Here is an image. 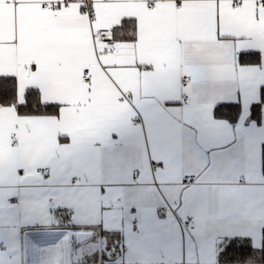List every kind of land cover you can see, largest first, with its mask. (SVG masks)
<instances>
[{
  "label": "snow or ice",
  "instance_id": "obj_1",
  "mask_svg": "<svg viewBox=\"0 0 264 264\" xmlns=\"http://www.w3.org/2000/svg\"><path fill=\"white\" fill-rule=\"evenodd\" d=\"M141 117L156 148L129 166ZM232 125L237 187L206 184L205 169L177 192L191 141ZM257 137L264 0H0V264H28L23 230L61 212L84 228L131 224L122 264H171L161 208L193 220L197 264H225L238 241L253 252L234 264H264V189L239 187ZM90 235L61 234L43 264H74Z\"/></svg>",
  "mask_w": 264,
  "mask_h": 264
},
{
  "label": "crops",
  "instance_id": "obj_2",
  "mask_svg": "<svg viewBox=\"0 0 264 264\" xmlns=\"http://www.w3.org/2000/svg\"><path fill=\"white\" fill-rule=\"evenodd\" d=\"M166 111L172 116H177L181 111L180 102L174 101L166 106ZM141 122L138 123L139 129L137 130L136 135L134 136L135 149L134 154L128 160L129 166H135L139 161L136 157L141 159L151 158L154 149L156 146L153 142V135L150 133L149 125L141 117ZM226 119V118H221ZM175 123V121H173ZM231 124V121H229ZM237 125H232V128L228 130L225 135L227 139L219 141H209L201 140L199 137H196L191 141L190 150L191 156L186 157L182 162H178V166L183 169L181 172L182 179L185 181L183 184H177L175 186L176 191L178 192L181 188L195 186L196 184L203 181V176H200L199 173L207 169V171L212 172V176L209 181L205 182L215 187L217 185H223L225 187H237L235 185L232 175H231V165L230 158L235 156L236 145L232 143V133L237 128ZM259 131V130H257ZM219 133L213 131L211 135L216 136ZM263 146L261 144L259 137L255 139V146L250 153V159L253 161V171L248 178L246 183L239 185V187H244L249 190L259 192L261 189H264V173H263ZM169 148H172V145H169ZM221 158H223V164H221ZM188 175H193L195 180L192 183L186 182V177ZM144 190H148L153 187L151 181L149 180L146 184L141 185ZM175 208V205H173ZM169 218L168 231L171 234V244H170V260L171 264H197L199 258V247L196 242L194 231H185L183 232L179 220L185 219V214L180 210H175L173 213L166 215ZM161 217V216H160ZM162 219L164 217H161ZM47 223V222H45ZM76 231L79 236L82 232L90 233L89 243L87 246L94 244L97 239H101L105 245V248L102 252H94L93 255H88L86 253L85 258H78V264H122V258L127 252L126 245L128 244V230L132 228L131 224H126L123 230L117 231L114 229H119L120 224L117 221L116 224H107L106 226H101L99 224L84 228L81 225H78ZM58 226L53 222L51 225L39 227L37 229H24L23 231H28L32 233L31 239H28L26 236L27 245L31 249L32 247V237L34 234H45L47 232H63L61 228H56ZM103 232H110L117 236L107 235ZM42 233V234H41ZM65 233V232H63ZM48 235V234H47ZM31 240V241H30ZM43 240V239H42ZM49 241V239L47 238ZM61 239H59L60 241ZM58 242V241H57ZM56 242V243H57ZM27 246V247H28ZM43 250V249H42ZM48 255V253L46 254ZM44 260L47 258L43 257ZM36 260L33 252H29L28 264H34ZM41 259V263L44 261Z\"/></svg>",
  "mask_w": 264,
  "mask_h": 264
},
{
  "label": "rangeland",
  "instance_id": "obj_3",
  "mask_svg": "<svg viewBox=\"0 0 264 264\" xmlns=\"http://www.w3.org/2000/svg\"><path fill=\"white\" fill-rule=\"evenodd\" d=\"M40 234V233H39ZM39 234H34L32 237V247L31 249L28 246L29 252H33V255L35 256L36 260H34V264H43L41 263V259L44 260L43 257H46L49 247L53 246L56 244L59 239H61V234L63 236H68V234L65 232H47L45 234L39 235ZM48 234V235H47ZM49 239V241L47 240ZM43 239V240H42ZM105 248L104 243L102 240L99 238L97 241H95L94 244H91L89 246H85L82 250H77L75 254L73 255L74 260H77L78 258H85L86 253L88 255H93L94 252H102ZM43 249V250H42ZM83 253V254H82Z\"/></svg>",
  "mask_w": 264,
  "mask_h": 264
},
{
  "label": "trees",
  "instance_id": "obj_4",
  "mask_svg": "<svg viewBox=\"0 0 264 264\" xmlns=\"http://www.w3.org/2000/svg\"><path fill=\"white\" fill-rule=\"evenodd\" d=\"M224 118L227 119V117H224ZM263 173H264V146H263ZM58 215L62 217V219L58 227L56 228L71 229V230L77 229V226L75 225V223L67 219V217L69 216V213L61 212ZM103 233L110 235V236L113 235V236L119 237L118 235H115L110 232H103ZM242 244H243V241H238L235 244V250L228 252V255L224 257L225 264H234V259L247 258L248 256L252 255L253 250L251 249L250 244L244 247L243 252L239 251L242 248Z\"/></svg>",
  "mask_w": 264,
  "mask_h": 264
},
{
  "label": "built area",
  "instance_id": "obj_5",
  "mask_svg": "<svg viewBox=\"0 0 264 264\" xmlns=\"http://www.w3.org/2000/svg\"><path fill=\"white\" fill-rule=\"evenodd\" d=\"M141 118L137 121V124L141 122ZM155 167V166H154ZM195 180V177L193 175H188L186 177V182L188 183H192L193 181ZM174 211H170V212H167L165 213V211L163 210V208L160 209V212H159V215L161 217H165L166 215H168L169 213H173ZM179 224H180V227L182 229L183 232L185 231H195L194 227H193V220L191 218H186L185 219H180L179 220ZM60 231H63V232H66L68 235H72V236H77L78 234L76 233V231H73L71 229H63V230H60ZM28 235V231H25L24 232V236L26 238V236Z\"/></svg>",
  "mask_w": 264,
  "mask_h": 264
}]
</instances>
